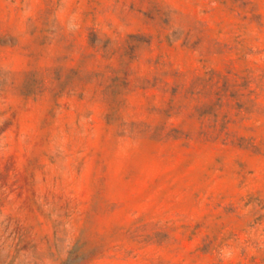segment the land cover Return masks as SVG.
Instances as JSON below:
<instances>
[{
	"label": "rangeland",
	"instance_id": "rangeland-1",
	"mask_svg": "<svg viewBox=\"0 0 264 264\" xmlns=\"http://www.w3.org/2000/svg\"><path fill=\"white\" fill-rule=\"evenodd\" d=\"M0 264H264V0H0Z\"/></svg>",
	"mask_w": 264,
	"mask_h": 264
}]
</instances>
